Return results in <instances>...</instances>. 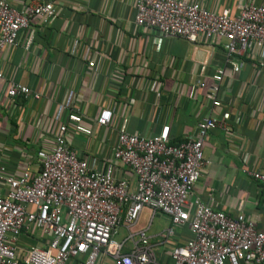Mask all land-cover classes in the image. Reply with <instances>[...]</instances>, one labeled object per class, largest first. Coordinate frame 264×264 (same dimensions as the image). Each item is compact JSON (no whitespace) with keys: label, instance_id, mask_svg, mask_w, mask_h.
Here are the masks:
<instances>
[{"label":"crops","instance_id":"crops-1","mask_svg":"<svg viewBox=\"0 0 264 264\" xmlns=\"http://www.w3.org/2000/svg\"><path fill=\"white\" fill-rule=\"evenodd\" d=\"M7 1L21 11L44 2H52L56 8L49 23L33 17L20 32L18 43L7 45L0 56L4 73L0 78V165L8 173H20L24 168L39 171L41 152L49 147V125L56 117L58 123H68L66 137L71 147L92 162L113 163L116 178L126 179L134 188L135 174L114 158L123 121L130 133L167 132L172 143H179L196 131L199 120L210 110L208 88L195 85L201 81L213 84V75L223 68L222 105L215 113L230 112V130L208 132L203 146L206 163L189 199L199 198L232 216L242 212L264 231V186L244 171L264 170V67L259 69L264 48L235 55L241 65L235 72L221 40L191 42L139 26L136 0ZM188 1L214 12L226 10L235 17L245 0ZM11 81L27 85L41 97L8 96ZM71 94L75 107L80 108V123L69 121L73 109L66 105ZM103 108L113 113L108 126L96 121ZM171 225L168 215L149 208L142 210L135 225V230L147 229L158 264H174L173 247L191 236L187 225H175V234L164 240ZM120 228L125 234L118 239V232L115 238L123 241L127 232ZM21 244L43 246L44 242L36 231L24 234ZM132 246L127 241L123 252ZM84 258H72L68 264H83ZM96 264L115 261L102 250Z\"/></svg>","mask_w":264,"mask_h":264},{"label":"built area","instance_id":"built-area-1","mask_svg":"<svg viewBox=\"0 0 264 264\" xmlns=\"http://www.w3.org/2000/svg\"><path fill=\"white\" fill-rule=\"evenodd\" d=\"M135 6L136 23L161 36L191 42L223 41L227 62L235 72L241 69L235 55L264 48V3L245 0L235 17L188 0H136ZM55 16L52 2L21 11L0 0V56L7 45L18 43L20 32L33 17L49 23ZM89 66H94L93 60ZM262 67L264 60L259 63V69ZM224 75L225 70L219 68L213 84L201 81L195 85L208 88L210 110L199 120L196 131L179 143H172L167 132L130 133L123 121L114 158L135 174L134 188L126 179L116 178L113 163L98 164L81 156L67 142L68 123H58L53 117L49 147L41 152L38 172L24 168L20 173H8L0 165V184L4 186L0 188V264H68L81 256L85 257L83 264H96L102 250L113 256L115 264H158L147 229L135 230L144 208L170 217L172 225L165 230L164 240L175 234V225L189 227L191 236L172 249L174 264H264V231L254 220L242 212L232 216L215 210L199 198L189 199L206 163L203 146L208 132L230 130V112L215 113L222 105L219 92ZM7 94L41 97L15 81L10 82ZM74 100L71 94L66 105L73 109L69 121L80 123V108ZM112 118V111L103 108L96 121L108 126ZM244 171L264 186V170ZM120 227L127 232L123 241L115 238ZM36 231L43 246L21 244L24 234ZM129 240L132 249L123 252Z\"/></svg>","mask_w":264,"mask_h":264},{"label":"rangeland","instance_id":"rangeland-1","mask_svg":"<svg viewBox=\"0 0 264 264\" xmlns=\"http://www.w3.org/2000/svg\"><path fill=\"white\" fill-rule=\"evenodd\" d=\"M124 234H125V230L123 228H120L117 238L118 239L122 238L124 236Z\"/></svg>","mask_w":264,"mask_h":264}]
</instances>
